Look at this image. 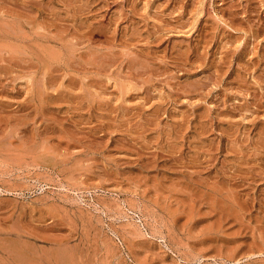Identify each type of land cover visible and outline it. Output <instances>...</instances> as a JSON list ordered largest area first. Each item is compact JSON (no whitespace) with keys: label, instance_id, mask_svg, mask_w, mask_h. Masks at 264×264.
Masks as SVG:
<instances>
[{"label":"rangeland","instance_id":"rangeland-1","mask_svg":"<svg viewBox=\"0 0 264 264\" xmlns=\"http://www.w3.org/2000/svg\"><path fill=\"white\" fill-rule=\"evenodd\" d=\"M0 264H264V0H0Z\"/></svg>","mask_w":264,"mask_h":264}]
</instances>
